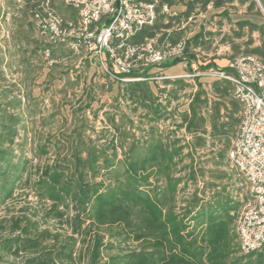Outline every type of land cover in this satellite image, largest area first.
Masks as SVG:
<instances>
[{"label":"trees","instance_id":"16d2710c","mask_svg":"<svg viewBox=\"0 0 264 264\" xmlns=\"http://www.w3.org/2000/svg\"><path fill=\"white\" fill-rule=\"evenodd\" d=\"M16 1L23 3L36 21L37 35L46 43V53L52 55L54 48L73 43L99 63L87 48L84 33L77 31L76 35L54 41L40 25L53 13L61 17L64 28L77 27V11L72 6L74 13L66 17L58 12L53 1L49 5L46 0ZM156 1L154 23L139 29L131 38L132 44L148 39H156L158 43L167 40L171 44L186 40L187 70H191V63L201 69L217 67V55L206 58V63L200 59L202 50H210L217 35L232 50L227 63L238 55L264 57V22L232 19L236 4L246 6L245 15L263 16L264 0ZM180 4L183 9L173 15L162 12ZM210 9L219 11L213 17L218 18L217 31L202 29L185 39L183 32L175 29L181 21ZM226 23L230 29L222 33ZM255 32L261 37L258 45H254ZM181 62L182 59L168 61L162 68ZM223 68L231 72L227 64ZM139 74L134 71L122 74L120 77L127 79L120 80L107 73L104 83H98L99 75L93 74L91 83L83 87L82 95L71 104V121L80 122L74 124L65 141H54L56 148L65 151L64 157L37 171L33 186L36 195L51 202L56 217H64L74 208L77 227L88 219L98 228H107L112 237L139 242L138 249L112 256L110 264H264V245L249 254H242L239 249L235 222L242 204L235 199L237 188L218 186L206 196L205 190L197 187L202 178L200 152L215 148L223 158L238 135L242 107L235 96L233 81L215 80L211 97L199 88L189 110L174 111L173 100L190 83L185 78H165L162 82L171 88L159 87L156 91L151 83L156 82L143 80ZM104 88L109 90L112 100L99 97ZM88 113L93 121L101 118L100 114L104 116L102 129L89 125L92 123ZM19 130L22 129L13 128L7 135L0 133V204L11 199L27 181L34 158L27 155L31 150L28 141L21 140ZM51 140L49 137L47 142ZM51 151L47 143L34 148L38 157ZM191 187H195L192 196L181 200L180 193ZM22 222V218L15 219L12 231L29 233ZM103 236L98 232L94 237L90 264H99L103 248L113 247L114 243L106 244ZM41 241L42 238L17 235L1 240L0 252L18 254L22 249L38 247ZM237 252L240 254L235 255ZM61 254L71 257L70 253ZM29 264L56 263L50 254L43 259L32 258Z\"/></svg>","mask_w":264,"mask_h":264},{"label":"built area","instance_id":"2783aa9c","mask_svg":"<svg viewBox=\"0 0 264 264\" xmlns=\"http://www.w3.org/2000/svg\"><path fill=\"white\" fill-rule=\"evenodd\" d=\"M61 1L77 11L78 26L64 28L61 17L53 13L40 25L54 41L64 40L80 31L84 33L87 48L94 53L106 74L126 80L120 75L134 71L140 73L141 79L157 83L165 78L195 77L233 81L235 96L242 107V121L228 157L245 178L248 189V199L237 215L235 229L242 254L260 250L264 245V57L238 55L227 63L231 72L217 66L168 75L162 68L165 62L182 59L181 63L188 66L184 56L186 40L174 44L167 40L158 43L156 39L131 43L139 29L154 23L156 0ZM51 2L46 0L47 5Z\"/></svg>","mask_w":264,"mask_h":264},{"label":"rangeland","instance_id":"374dc122","mask_svg":"<svg viewBox=\"0 0 264 264\" xmlns=\"http://www.w3.org/2000/svg\"><path fill=\"white\" fill-rule=\"evenodd\" d=\"M53 2L58 12L63 16L71 17L72 13H74V10L61 0H53ZM183 7L184 6L180 4L171 9L164 8L162 12L173 15L182 10ZM245 8L246 6L236 4V12L232 13L233 21L246 17L244 14ZM212 11L213 10L210 9L207 13L197 15L187 21L183 20L180 24L175 26V29L178 32H183L182 36L185 39H190L202 29H205V31L206 29L217 31L218 18H213L215 14H212ZM252 16V20L256 23L261 24L264 22V14L263 16ZM229 29V24L226 23L223 27L222 33L228 32ZM0 35H7V28L3 25L2 21H0ZM221 38V35L215 36L210 50H202L200 54L202 63H206V58L217 55L218 58L216 63H219V65L222 66L227 64L228 58L232 55V50L228 44L221 43ZM254 38V45L261 43L259 32L254 33ZM94 61L97 62L93 59V62ZM97 64L99 63L97 62ZM97 66L100 67L99 73L103 78L106 73L101 65ZM97 66L95 67L97 68ZM173 66H178L180 70H170L167 72L168 75H175L177 72H182L181 69L185 71L181 63ZM96 73L100 75L98 72ZM159 83L162 84L163 82L161 81ZM5 86L6 87L3 88V91H6L9 94L12 93L15 99H22L23 103H26V93H22L16 86H13V82H9ZM100 95L105 101L107 95L109 96V99L112 100L110 92L106 88L101 91ZM100 95L99 97H101ZM1 99L2 95L0 93V100ZM88 115L91 119L90 123H92L89 125H92L98 130L103 128L104 123L101 119L104 116H102V114H100L101 118L96 121L92 120L93 116L91 113H88ZM134 117L136 116L134 115ZM69 119L70 118H68L67 121L62 116L60 119L56 117L53 120L51 119V125L47 127L42 125V118H29L25 120V123L30 126V129L29 131L21 132V140H23L24 143H27L28 141V149L31 151H28L27 155L34 158L31 163V168L25 178L27 181L23 182L22 187L16 190L15 195L11 199L0 204V241L17 235H22L24 238L29 237L31 239L42 238V241L38 247H29L27 250L22 249L18 254L10 251H1L0 264H29V260L32 258L43 259L50 254L54 256L56 264H90L91 248L94 237L98 232L101 233V235H104L103 239L106 244L110 242L114 243L111 248L109 246L103 248L99 264H110V258L112 256L122 255L140 247L139 242H134L132 240L125 241L123 237H112L107 228H98L96 225H92L88 219L82 223V225L77 227L75 223L77 212L72 207L67 211V214L64 217H56L52 210L51 202L43 200L36 195L33 186L34 181L38 177L37 171L43 166L53 163L58 157L62 158L65 155L64 150L56 148L54 141L58 139H63L65 141L64 137L69 134L74 127V124L76 125L80 122L78 119L77 122L73 123ZM135 119H137V117ZM89 131L91 132V130ZM49 137L52 138V140L48 143L47 141ZM45 143H47L49 148L52 149L51 153L48 155H42V157L36 156L34 152L35 146H40ZM53 145L55 147H53ZM198 156L201 161L202 178L197 187L201 191L204 189L206 193L205 195L207 196L212 189H216L218 186L220 188L229 187L230 190H234L236 184V190L238 193L242 194L243 202L241 208H243L248 199L247 185L245 183V178L230 162L228 151H226L224 157L221 158L218 156L217 149L209 147L206 151L200 152ZM194 189L195 187H191L190 190L181 192L180 199L183 200L191 197ZM59 209L64 211V208L62 207ZM17 218L23 219L22 225L24 227L27 226L29 233L25 234L24 232L19 233L18 231H12L13 221ZM61 252L70 253L71 257L65 256L61 254ZM239 254L240 253L237 252L235 255Z\"/></svg>","mask_w":264,"mask_h":264},{"label":"crops","instance_id":"0c3cea01","mask_svg":"<svg viewBox=\"0 0 264 264\" xmlns=\"http://www.w3.org/2000/svg\"><path fill=\"white\" fill-rule=\"evenodd\" d=\"M218 12L213 10L212 14ZM245 16L242 19L253 21L252 15ZM0 21L7 28V35H0V133L7 135L13 128L22 129L19 130L20 134L29 131L30 126L25 123L29 118H42V125L45 127L50 126L51 119L56 117L60 119L62 116L65 120H71V104L76 103L82 95L83 87L91 83L93 74L100 71L97 66L99 64L93 62L94 57H89L85 49H80L73 43L54 48L52 55L46 53V43L37 35L36 21L19 1L0 0ZM181 64L185 71L181 69L182 72L175 75L201 69L196 64L191 66V70H187L184 64ZM216 66L223 67L219 63ZM174 69L180 70L178 66H171L164 69V72L168 74V71ZM99 77L96 79L98 83L105 82L101 74ZM186 80L190 86L181 90L179 98L173 100L174 111L189 110L194 94L199 88L207 91L211 97L212 83L218 79L195 77ZM9 82H13V86L26 93L25 104L22 99H15L12 93L3 91ZM151 83L156 91L159 87L167 90L171 88L170 84ZM106 98L110 101L108 95ZM203 114L206 116V109ZM182 131L185 132V129ZM187 139H190V135ZM234 187L237 188L236 184ZM235 195V199L242 204V194L236 190Z\"/></svg>","mask_w":264,"mask_h":264}]
</instances>
